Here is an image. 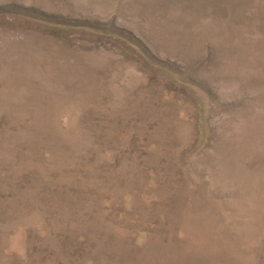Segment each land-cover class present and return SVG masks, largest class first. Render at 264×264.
<instances>
[{
    "label": "rangeland",
    "instance_id": "obj_1",
    "mask_svg": "<svg viewBox=\"0 0 264 264\" xmlns=\"http://www.w3.org/2000/svg\"><path fill=\"white\" fill-rule=\"evenodd\" d=\"M0 264H264V0H0Z\"/></svg>",
    "mask_w": 264,
    "mask_h": 264
}]
</instances>
